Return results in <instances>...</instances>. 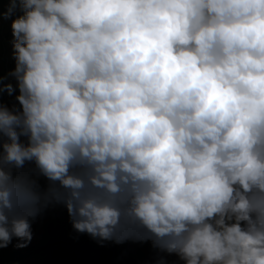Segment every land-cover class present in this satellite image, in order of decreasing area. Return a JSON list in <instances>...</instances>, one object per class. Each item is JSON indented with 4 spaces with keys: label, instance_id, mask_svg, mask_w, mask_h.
<instances>
[{
    "label": "clouds",
    "instance_id": "1",
    "mask_svg": "<svg viewBox=\"0 0 264 264\" xmlns=\"http://www.w3.org/2000/svg\"><path fill=\"white\" fill-rule=\"evenodd\" d=\"M4 21L0 249L61 207L151 264H264V0H0Z\"/></svg>",
    "mask_w": 264,
    "mask_h": 264
},
{
    "label": "rangeland",
    "instance_id": "2",
    "mask_svg": "<svg viewBox=\"0 0 264 264\" xmlns=\"http://www.w3.org/2000/svg\"><path fill=\"white\" fill-rule=\"evenodd\" d=\"M8 21L0 26V69L11 67ZM33 239L28 247L11 245L3 252L18 251L22 258L12 264H151L152 251L147 244L106 243L103 247L87 235L76 234L63 208L53 207L32 225ZM169 259H174L170 257Z\"/></svg>",
    "mask_w": 264,
    "mask_h": 264
},
{
    "label": "trees",
    "instance_id": "3",
    "mask_svg": "<svg viewBox=\"0 0 264 264\" xmlns=\"http://www.w3.org/2000/svg\"><path fill=\"white\" fill-rule=\"evenodd\" d=\"M22 258L18 251L3 252L0 250V264H12Z\"/></svg>",
    "mask_w": 264,
    "mask_h": 264
}]
</instances>
